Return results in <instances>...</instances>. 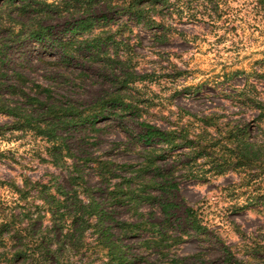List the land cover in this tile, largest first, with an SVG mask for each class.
<instances>
[{
	"label": "rangeland",
	"instance_id": "1",
	"mask_svg": "<svg viewBox=\"0 0 264 264\" xmlns=\"http://www.w3.org/2000/svg\"><path fill=\"white\" fill-rule=\"evenodd\" d=\"M223 3L226 6L218 26L201 21L176 24L174 36L165 42H158L155 36L168 30L145 29L129 16L110 15L116 21L114 31L122 24L132 30L117 35L118 42H127L128 37L131 40L124 49L130 53L131 65L139 74L151 75L125 89L116 84L115 76L100 60L88 57L84 47L78 46L76 56L64 61L60 48L45 47L28 39L10 44L12 68L24 73L31 83L56 85L57 95L68 100L66 103L85 109L120 93L133 104L134 110L119 113V117L107 112L95 126L59 130V135L67 138L65 143L71 152L64 150L58 165L47 138L31 131H8L12 119L0 115V181H12L21 187L28 179L54 191L58 186L71 189L72 178L81 177V186L77 188L88 192L85 197L103 203L117 219L135 221L130 208L119 204L120 198L114 199L118 190L114 185L121 179H108L98 170V164L140 163L147 148L138 141L142 122L163 130L185 127L191 133L201 134L204 124L195 123L192 116L216 115L219 128L209 127L207 133L219 139L220 159L235 155V151L223 147V142L229 129L240 125L247 130V140L256 145L257 158L253 157L251 165L217 174L210 170L206 158L189 165L186 149L168 153H179L176 159L170 160L168 156L161 162L165 168L177 166L173 181L178 188L169 194L176 203L169 220L171 235L183 236L153 249H171L180 256L203 252L217 262L222 249H235L243 257L255 239L264 243V0ZM171 17L178 20L180 12L177 10ZM171 17L167 21L174 24ZM63 29L62 22L57 23L54 34L66 37ZM101 48L114 56L118 49L113 42ZM187 171L203 176L187 178ZM32 195L37 196V191L33 190ZM18 198L0 182V207H11ZM36 202L41 203L38 199ZM156 205L154 221L160 223L164 217ZM187 208L194 209L206 226L204 235L190 228ZM142 211L150 214L152 207L143 205ZM147 238L149 235H142L127 243L131 249L143 251L147 246L142 241Z\"/></svg>",
	"mask_w": 264,
	"mask_h": 264
},
{
	"label": "trees",
	"instance_id": "2",
	"mask_svg": "<svg viewBox=\"0 0 264 264\" xmlns=\"http://www.w3.org/2000/svg\"><path fill=\"white\" fill-rule=\"evenodd\" d=\"M225 6L223 0H0V115L12 119L7 125L8 131H31L47 138L58 165L63 151L71 152L65 143L67 138L59 135V130L87 124L95 126L107 112L119 117V113L134 110L133 104L120 93L85 109L66 103L68 100L57 95L56 85L31 83L24 73L12 68L8 55L10 44L28 39L45 47L60 48L64 61L76 56L78 46L84 47L88 57L100 60L115 76L116 84L125 89L151 75H141L131 65L130 53L124 50L131 40L128 37L127 42H118L117 35L132 30L122 24L114 31L116 21L110 15L129 16L145 29L168 30L155 36L158 42H165L174 36L176 24L201 21L218 26ZM177 10L180 17L174 21L171 16ZM168 17L175 25L167 21ZM60 22L63 33L68 34L66 37L54 34ZM86 35L89 36L85 38ZM109 42L118 47L115 56L101 48ZM192 118L195 123L204 124L203 133H191L185 127L163 130L142 122L138 141L147 148L140 163L98 164V170L108 179H121L114 185L118 189L114 199L120 198L119 204L130 208L135 221L117 219L103 203L85 197L88 192L77 188L81 186V177L72 178L71 189L58 186L54 191L28 179L21 187L12 181H0L19 196L13 206L0 207V264H264V243L257 239L243 257L235 249H222L217 262L203 252L180 256L171 249H153L183 236L171 235L169 220L176 203L169 194L178 188L173 181L177 166L165 168L161 162L168 156L174 160L179 153H168L186 149L189 165L206 158L210 170L217 174L236 166L251 165L253 157L257 158L256 145L247 140V130L240 125L231 127L223 142L226 150L235 151L234 159H220L219 139L207 133L209 127L219 128L218 117L193 115ZM187 174V178L203 176L194 171ZM33 190L37 196L32 195ZM146 204L152 207L150 214L142 211ZM155 204L164 217L160 223L154 221ZM186 221L196 233H206L207 228L194 209H186ZM142 235H149L142 241L147 249H131L127 240Z\"/></svg>",
	"mask_w": 264,
	"mask_h": 264
}]
</instances>
